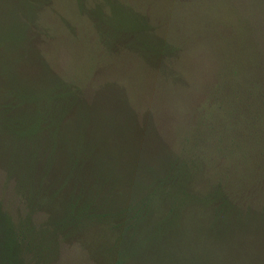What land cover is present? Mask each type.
<instances>
[{"label": "rangeland", "instance_id": "rangeland-1", "mask_svg": "<svg viewBox=\"0 0 264 264\" xmlns=\"http://www.w3.org/2000/svg\"><path fill=\"white\" fill-rule=\"evenodd\" d=\"M0 42L3 83L49 73L83 103L68 120H92L84 151L98 141L125 156L143 150L104 169L116 177L104 186L100 173L79 166L69 175L73 142L50 143L59 173L44 191L57 192L56 201L30 211L0 142V216L30 229L32 245H19L26 264H264V176L246 192L262 206L243 238L201 229L207 219L199 216L211 212L199 202L185 211L177 202L186 191L155 201L136 230L132 221L117 228L114 217L149 199L167 153L202 161L203 175L190 185L199 198L213 185L257 181L250 166L258 157L264 168V0H0ZM230 118L239 124L229 137ZM71 199L91 206L95 220L61 228ZM177 217L179 228L165 226Z\"/></svg>", "mask_w": 264, "mask_h": 264}, {"label": "trees", "instance_id": "trees-1", "mask_svg": "<svg viewBox=\"0 0 264 264\" xmlns=\"http://www.w3.org/2000/svg\"><path fill=\"white\" fill-rule=\"evenodd\" d=\"M4 45L0 42V47ZM32 72L30 70L28 73H22L16 77L12 73L13 76L4 78L5 84L0 78V142L2 147L6 146L5 151H7L4 155V162L19 175L21 180L19 191L27 198V206L31 208L30 211H33L35 207L50 206L56 201L57 192L49 193L48 191L46 194L44 191L45 185L50 184L46 179L53 181L57 179V173H59L56 157H53L55 151L52 146L48 148L50 143L63 141L62 143L68 142L69 145L73 142L72 147L75 150H73V156L69 163L74 169L69 175L73 176L74 170L79 168L81 173L85 171L92 175L93 172H98L101 176L97 180L101 184L104 183V186H108L109 182L116 179L113 175H107L104 169L115 167L116 164L124 162V157L122 160L118 158L124 154L118 153L113 147L110 149L111 145L105 147L99 141L93 142V151H84L88 137L87 132L92 128V120L88 119L89 123L81 118L74 120V122L68 120L76 109L84 111L83 103L69 87H62L61 82L52 78L49 73L45 76L44 72H38L37 75L35 74L37 79H33ZM236 121L234 120V123ZM234 123L230 118V122L227 123L229 129L224 127V131L228 133L229 137L232 128L239 124L237 122L233 126ZM244 124L245 121L242 124L243 129L245 128ZM260 130L261 133L259 132V134H263L264 125L261 126ZM71 136H74L73 140H70ZM146 138L144 137L146 144L151 146L152 142ZM38 142H42V144L36 148ZM142 151H133L134 154L124 155L125 161H135V155L138 156ZM262 156L260 155L264 160V155L262 154ZM163 157L166 161L164 167L166 172L162 176L156 177L147 188L149 199L137 201V208L131 205L123 211L116 212L114 217L118 220L117 228H121L123 223L126 225L129 221L133 222V229L135 230L144 226L153 212L152 204L155 201L167 196L178 198L180 194L182 195L186 191L189 194L177 202L179 205H184L185 211L195 202H199L204 203L211 212L209 218L199 216V218L207 219L205 226L204 224L199 226L201 229H207L209 234L217 236L227 234L226 237L239 235L243 238L249 235V224L252 216H255L259 207L262 206L259 197L253 196L249 199L245 197L246 192H251L255 190L257 184L258 186L262 184L264 168L259 166L258 157L251 161L250 166L251 173H257L256 182L250 181V184L233 183L228 186V189L217 183L218 185H213V188L207 193L202 190L204 191L201 193L203 198H199L198 194L190 189V185L199 181L198 177L203 175L201 174L203 172L202 161L193 160L184 164L181 158L174 153H167V157L164 154ZM38 165H42L45 169L42 168L43 170L39 171V174L31 176L32 168ZM76 166L79 168L75 169ZM77 177L74 176V178ZM188 184L189 188L187 187ZM38 199L42 201L37 205ZM71 202L72 207L69 208L68 212H65L61 228L75 227V225L78 227L79 225L82 226L83 222L89 223L95 220L92 216L91 206L78 207V200L75 199H71ZM182 212L184 211H179V214ZM123 216L122 221L125 222L121 221ZM178 220L179 217L168 221L165 226H168L167 228L170 230L179 228ZM29 230L16 227L10 218L5 220L2 218L1 220L0 216V263L26 264L22 260L19 245L29 244ZM214 240L219 241L217 237ZM31 245L30 243L29 247Z\"/></svg>", "mask_w": 264, "mask_h": 264}]
</instances>
